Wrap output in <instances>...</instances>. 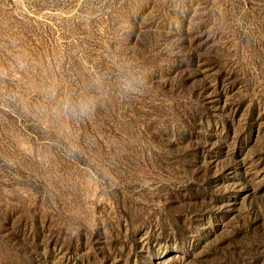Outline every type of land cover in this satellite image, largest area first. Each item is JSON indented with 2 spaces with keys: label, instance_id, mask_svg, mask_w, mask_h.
<instances>
[{
  "label": "rangeland",
  "instance_id": "obj_1",
  "mask_svg": "<svg viewBox=\"0 0 264 264\" xmlns=\"http://www.w3.org/2000/svg\"><path fill=\"white\" fill-rule=\"evenodd\" d=\"M0 264H264V0H0Z\"/></svg>",
  "mask_w": 264,
  "mask_h": 264
}]
</instances>
